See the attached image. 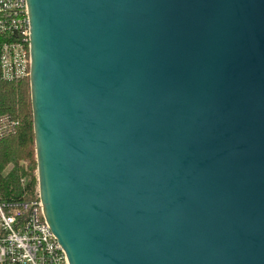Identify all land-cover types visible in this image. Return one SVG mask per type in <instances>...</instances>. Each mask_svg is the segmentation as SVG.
I'll list each match as a JSON object with an SVG mask.
<instances>
[{"label": "water", "instance_id": "obj_1", "mask_svg": "<svg viewBox=\"0 0 264 264\" xmlns=\"http://www.w3.org/2000/svg\"><path fill=\"white\" fill-rule=\"evenodd\" d=\"M37 192L68 264H264V0H26Z\"/></svg>", "mask_w": 264, "mask_h": 264}, {"label": "built area", "instance_id": "obj_2", "mask_svg": "<svg viewBox=\"0 0 264 264\" xmlns=\"http://www.w3.org/2000/svg\"><path fill=\"white\" fill-rule=\"evenodd\" d=\"M29 36L26 0H0V80L28 79ZM0 264H68L37 191L30 203L0 201Z\"/></svg>", "mask_w": 264, "mask_h": 264}, {"label": "trees", "instance_id": "obj_3", "mask_svg": "<svg viewBox=\"0 0 264 264\" xmlns=\"http://www.w3.org/2000/svg\"><path fill=\"white\" fill-rule=\"evenodd\" d=\"M35 172L29 81L0 80V201H34Z\"/></svg>", "mask_w": 264, "mask_h": 264}, {"label": "rangeland", "instance_id": "obj_4", "mask_svg": "<svg viewBox=\"0 0 264 264\" xmlns=\"http://www.w3.org/2000/svg\"><path fill=\"white\" fill-rule=\"evenodd\" d=\"M35 175H36V172H35Z\"/></svg>", "mask_w": 264, "mask_h": 264}]
</instances>
